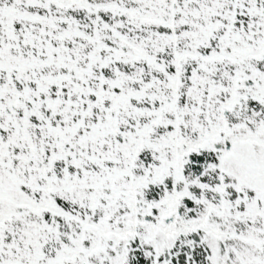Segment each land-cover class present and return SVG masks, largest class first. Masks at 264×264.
I'll return each mask as SVG.
<instances>
[{
  "label": "snow or ice",
  "instance_id": "6c2138e0",
  "mask_svg": "<svg viewBox=\"0 0 264 264\" xmlns=\"http://www.w3.org/2000/svg\"><path fill=\"white\" fill-rule=\"evenodd\" d=\"M0 264H264V0H0Z\"/></svg>",
  "mask_w": 264,
  "mask_h": 264
}]
</instances>
